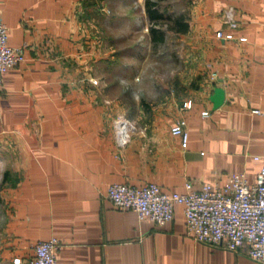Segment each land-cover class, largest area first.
I'll return each mask as SVG.
<instances>
[{
  "label": "crops",
  "instance_id": "1",
  "mask_svg": "<svg viewBox=\"0 0 264 264\" xmlns=\"http://www.w3.org/2000/svg\"><path fill=\"white\" fill-rule=\"evenodd\" d=\"M183 1L179 71L128 112L122 95L107 98L121 60L92 35L86 0H0L8 44L24 53L0 92V264H26L32 244L51 236L61 242L56 264H260L196 242L179 203L157 225L106 198L113 182L181 192L187 181L225 185L233 173L253 182L260 169L264 120L252 110L264 107V0ZM178 118L186 143L170 132ZM117 122L129 127L124 144Z\"/></svg>",
  "mask_w": 264,
  "mask_h": 264
},
{
  "label": "built area",
  "instance_id": "2",
  "mask_svg": "<svg viewBox=\"0 0 264 264\" xmlns=\"http://www.w3.org/2000/svg\"><path fill=\"white\" fill-rule=\"evenodd\" d=\"M224 17L229 28L237 26L232 7L224 10ZM215 36L234 38L231 32L220 29L215 32ZM244 39L239 38L241 41ZM23 59V49L8 44L7 26L2 19L0 5V92L3 72ZM183 105L190 107L191 100H186ZM252 112L264 120V107L254 108ZM202 113L207 114V111ZM124 124L116 123L119 144H124L128 138L129 127L124 128ZM185 125L184 118H178L170 126L171 134L180 137L182 143L188 140ZM253 157L261 160L253 182H248L243 174L233 173L230 182L225 185L204 183L193 188L192 183L187 181L181 192L165 191L155 182H146L141 186L113 182L107 187L106 198L116 208L133 210L139 220L148 219L157 225L171 220L174 204L179 203L184 214L185 232L196 242L231 251L242 249L248 258L264 264V150ZM60 246L61 242L55 236L35 241L26 264H56ZM19 260L14 258L13 261L18 263Z\"/></svg>",
  "mask_w": 264,
  "mask_h": 264
},
{
  "label": "rangeland",
  "instance_id": "3",
  "mask_svg": "<svg viewBox=\"0 0 264 264\" xmlns=\"http://www.w3.org/2000/svg\"><path fill=\"white\" fill-rule=\"evenodd\" d=\"M84 15L89 18L92 35L100 36L102 49L106 54L120 57L116 69L118 82L107 77V98L123 96L128 112L136 103H144L146 88L157 89L172 79V73L179 71V32L171 29L172 18L181 15L186 18L183 0H151L163 16L170 19L151 20L148 18L146 0H86ZM157 28L158 35L163 31V39H151L150 27ZM139 87H133L134 83ZM115 84L117 86H115ZM124 86L122 94L118 86ZM143 91V92H142ZM135 103V104H133Z\"/></svg>",
  "mask_w": 264,
  "mask_h": 264
},
{
  "label": "trees",
  "instance_id": "4",
  "mask_svg": "<svg viewBox=\"0 0 264 264\" xmlns=\"http://www.w3.org/2000/svg\"><path fill=\"white\" fill-rule=\"evenodd\" d=\"M155 3L152 2L151 0H146L145 2V6H146V11H147V15L148 18L151 20H158V19H170V16H163L162 12L159 11L158 8H156ZM172 26L171 29H174L178 32L180 31H186L188 28V22L185 21V18L182 17L181 15H179L178 17L172 18ZM157 28L151 26L150 27V32H151V39L154 41H161L163 39V31H160V33L158 35H155L154 32L157 31Z\"/></svg>",
  "mask_w": 264,
  "mask_h": 264
},
{
  "label": "water",
  "instance_id": "5",
  "mask_svg": "<svg viewBox=\"0 0 264 264\" xmlns=\"http://www.w3.org/2000/svg\"><path fill=\"white\" fill-rule=\"evenodd\" d=\"M222 97H223L222 89L216 87L210 99L213 105L217 106L222 101Z\"/></svg>",
  "mask_w": 264,
  "mask_h": 264
},
{
  "label": "bare ground",
  "instance_id": "6",
  "mask_svg": "<svg viewBox=\"0 0 264 264\" xmlns=\"http://www.w3.org/2000/svg\"><path fill=\"white\" fill-rule=\"evenodd\" d=\"M123 127H125V126H123Z\"/></svg>",
  "mask_w": 264,
  "mask_h": 264
}]
</instances>
